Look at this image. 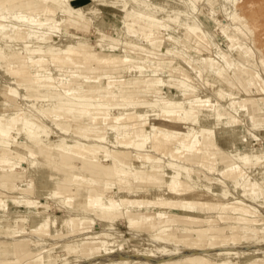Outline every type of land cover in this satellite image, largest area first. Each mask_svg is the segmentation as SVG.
<instances>
[{
	"label": "rangeland",
	"instance_id": "obj_1",
	"mask_svg": "<svg viewBox=\"0 0 264 264\" xmlns=\"http://www.w3.org/2000/svg\"><path fill=\"white\" fill-rule=\"evenodd\" d=\"M242 99L252 112L234 103ZM260 99L264 0H0V123L16 139L0 144V180L14 184L0 186L9 264H264V121L252 119L264 117ZM158 108L195 109L197 120L164 119ZM153 125L190 135L162 144ZM53 133L98 146L57 153ZM136 134L160 147L158 163L100 148ZM164 147L179 153L174 174L164 172ZM31 152L52 191L60 178L92 177L89 169L113 180L104 196L118 202L114 220L87 208L84 186L72 210L37 195ZM51 215L67 217L57 236L40 223ZM199 227L225 235L200 240Z\"/></svg>",
	"mask_w": 264,
	"mask_h": 264
},
{
	"label": "bare ground",
	"instance_id": "obj_2",
	"mask_svg": "<svg viewBox=\"0 0 264 264\" xmlns=\"http://www.w3.org/2000/svg\"><path fill=\"white\" fill-rule=\"evenodd\" d=\"M84 11H86V10H84ZM65 22H66V20H65ZM201 38H202V40H205L204 37H201ZM70 53H72V52H70ZM14 70H16V69L14 68ZM260 100L262 102H264L263 99H260ZM189 102L192 103L193 101H189ZM234 103L235 104L236 103L241 104L243 108H245L246 110H248L250 112H252L253 109L255 108L254 101H252L250 99H242L240 101H235ZM142 106H143V108H146L149 106H153V103L152 102H143ZM263 107H264V103H263ZM158 112H159V116L161 118H164V119L168 118V120L170 119L171 121H176V122L178 121V123H180L181 120H184L185 122L188 121L189 123H194L197 120V112L198 111L195 109L187 108L185 111L180 112L182 114V116H180V115L178 116L177 112L175 110H166L163 108H158ZM149 113H150V111H149ZM115 119L117 122H121V123L122 122L132 123L133 116L123 115L122 113H118V115ZM252 119L256 122V124H257V122H263L264 121L263 116L258 117V116L253 115ZM107 121H108V117L104 114H101L100 122L102 124H106ZM181 134H183V136H186V137H188L190 135L188 132L165 130V129L159 127L158 125H153L150 128V135L153 137V139L157 140L158 142H160L162 144H165L164 138L166 135H173L174 138H176L178 136H181ZM150 135L136 134L132 138L127 137V136L117 137L109 145L104 143L103 145H101L100 148H101V150H111L114 157L118 152H125V151L129 150L137 159H139L142 162L145 161V162H149V163L150 162L158 163L159 158H155L153 156L158 153V150H160V147L155 145V144H151L149 142V136ZM51 137H53V139H54V144L51 146L52 149H50V150H55L57 153H58V151L67 150V149H71V148L74 150L79 149V150H83V151H90L94 148V146H98V144H96V143H92L91 145H88V146H84V145H80V144L76 145V142L74 140H72L70 138L60 137L59 135H56L54 133L51 135ZM15 141H16V139L14 136H12L10 129L8 127L2 126L0 123V144L4 147L11 148L12 144ZM198 141H199L198 136H193L191 145L195 146L196 142H198ZM176 147H178V146H175V148ZM163 151L166 155V159L164 162H165V165L167 166V168L164 170V172L166 174H174L175 173L174 170H176L174 168L178 167V163L180 161L179 153H177L174 150V148H172V147H168V148L164 147ZM74 152H76V151H72V153H74ZM83 156H84V158H87V159L91 158V156L87 155L86 153H83ZM35 158H36V155L33 152L29 153L28 166H29L30 173L35 175V178H36V179H34V180H36V183H34V184H36V188H37L36 194L37 195L47 194L49 196L62 197L63 206L67 210H72L73 209V202L75 201V197H76V188L80 189V186H81V188L84 186L86 188V195H85L84 199H85V203L87 205V208L93 209L95 211L96 215L99 216L100 219H105V220L113 219L115 217V215L119 212L117 200L104 196L105 191L113 188V180L107 179L106 175L100 176L97 174L98 172H96L95 169H89V172H90V174H92V177H90V176L78 177L77 174H75L73 176V178H71V179L60 178L59 180H56V182H55L59 185V189L57 191H52V189L49 187L48 184H42L41 181H39L38 171H36V169H35V163H34ZM70 166L72 167V165H70ZM89 166H91V165H89ZM89 166H87V167H89ZM71 167L68 166V168H71ZM132 170L135 173H142L143 172L142 169H140L139 167H136V166H132ZM111 173L115 177V172H114L113 168L111 170ZM152 173H154V172H152ZM146 174H150V173L148 172ZM227 178H231V177H227ZM76 179H79L80 182L75 183L74 181ZM168 181H169V179H168ZM52 183H54V181H52ZM0 186H2L3 188H6V190L9 188H14L13 183L5 182L3 180H0ZM72 188L73 189L75 188V192H73ZM68 192H71V193L68 194ZM1 201L2 200L0 199V203H1ZM44 219H42L40 221V223L43 226L48 225L51 233H53L55 235L59 234L63 231V228H65V225L67 222V217L63 216V215L62 216L51 215L49 219L48 218L45 220ZM2 223H3V221L0 220V224H2ZM192 233L194 234L195 237H199L200 240L206 239L210 243L213 239L220 238L223 234L225 235V233L222 234V231H213L212 228H205V227H199L198 229H195ZM138 242L139 241L136 238L129 241V243L133 244V245L138 244ZM2 246H3V249L7 246H8L7 248H9L10 243L9 242L8 243L3 242V243H1L0 247H2ZM13 251H14V249H13ZM21 258H22V256H21ZM258 258L259 257H256L255 259H258ZM106 260H109V259L106 258ZM138 260L140 262H138ZM24 261H26V259H24ZM111 261H113V260L111 259ZM219 261L221 262L220 259H216L217 264H220ZM26 262H24V264ZM31 262H32V260H31ZM39 262H40V260H39ZM108 262H110V260ZM31 264H33V263H31ZM136 264H156V263L153 262L151 259L149 260V259L137 257V263ZM168 264H170V263H168Z\"/></svg>",
	"mask_w": 264,
	"mask_h": 264
},
{
	"label": "crops",
	"instance_id": "obj_3",
	"mask_svg": "<svg viewBox=\"0 0 264 264\" xmlns=\"http://www.w3.org/2000/svg\"><path fill=\"white\" fill-rule=\"evenodd\" d=\"M8 249L0 250V264H9V262L13 263L15 255L12 251H9Z\"/></svg>",
	"mask_w": 264,
	"mask_h": 264
}]
</instances>
